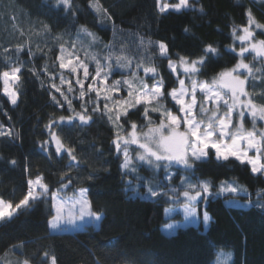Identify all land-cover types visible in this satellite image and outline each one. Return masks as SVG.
Masks as SVG:
<instances>
[{"label":"trees","instance_id":"1","mask_svg":"<svg viewBox=\"0 0 264 264\" xmlns=\"http://www.w3.org/2000/svg\"><path fill=\"white\" fill-rule=\"evenodd\" d=\"M99 3L107 9L111 20L102 14L98 16L89 7V0H72L68 11L63 6L55 7V0H0V70L6 67L3 49L8 48L7 55L15 59L16 46H24L19 54L24 66L18 104L11 105L0 91V124L19 134V139L0 137V197L19 202L27 192V180L37 175L44 177L50 192L55 191L60 187L61 173H67L63 182L72 181L66 190L68 194L79 188L88 189L92 210L102 215L97 226L86 224L74 231L51 232L48 227L51 200L42 199L30 208L20 210L10 221L0 222V257L11 250V253L28 260L29 264H50L44 258L45 252L55 256L57 264H216L214 259L218 258V250L224 249L231 253L225 264H264V209L227 203L233 200L243 205L249 199L255 202L257 191L264 189V175H253L248 166L234 160L218 162L212 156L197 163L194 171H185L179 165L172 167L171 181L164 179L163 169L158 170L156 180L164 185L165 190L175 187L182 192L181 176H187L192 183L208 180L213 185V194L198 203L204 205L209 214L207 226L201 223L188 225L167 234L161 230L168 221L164 209L174 200H168L166 196L145 197L143 181L138 184L131 175L122 176V156H117L111 143L114 132L106 117L93 114V122L89 126L57 129L65 143L75 148L80 160L78 169L70 171L66 167L67 155L58 159L54 146L51 147L52 159H48L39 147L40 142L49 139L44 126L50 116L55 119L70 115L66 103L62 108L57 107L49 96L51 91L63 103L51 84L59 85L65 92L67 84L60 85L58 75L50 80L41 70L47 63L50 73L60 71L59 61H56L60 54L59 44L67 41L66 47L71 48L72 42L76 41L81 59L85 58L87 51L98 54L103 60L108 51L105 45L111 44L116 52L123 47L134 60H138L139 53L143 51L138 49L139 36L142 35L145 39L167 44L168 55L173 61H178L179 56H200L205 45L211 44L220 55L209 59L199 77L210 80L221 69L236 64L238 57L230 53L228 47L234 45L238 51L240 45L238 40L233 41L231 29L237 26L238 35L242 34L239 26L247 24L246 10L250 9L255 19L264 24V0H192L195 8L165 14L157 12L155 0H99ZM200 7L203 12L197 10ZM44 25H48L50 32ZM81 25L99 38L95 44H90V38L83 33L77 36ZM186 27L189 29L187 32L184 30ZM57 34H62L58 41L54 40ZM255 39L264 40V32L257 29ZM29 49L35 54L31 60ZM149 51L155 56L165 91L177 86L176 76L168 68V59L156 55L158 48L155 46ZM245 62L252 63L254 68L261 66L260 62L253 61L250 53L246 54ZM112 63L115 65L114 59ZM33 66L40 73L39 79L29 71ZM132 67L135 68V63ZM89 69L94 74V62L89 61ZM65 76L73 84L74 92L68 95L73 107L79 111L81 101L73 98L78 97L79 85L67 72ZM79 76L83 78L82 71ZM139 76H144L142 69ZM125 77L131 78L130 73L114 68L107 83ZM145 79L151 85V78ZM41 81H44L43 87ZM89 82L90 79L84 81L85 87ZM246 88L255 103L264 105V95H261L264 82L253 78ZM91 96L95 100V92ZM119 96L127 97V92L121 90ZM99 104L103 108L104 100L101 99ZM164 104L178 112L170 98H166ZM93 106L89 107V112ZM142 112V107L139 111L131 109L127 118L122 117L126 130L130 129L128 121L146 124ZM150 115L158 124L159 113L151 112ZM248 122L246 119V124ZM12 159L17 161L16 166L9 164ZM134 162L141 177L152 178V171L146 164ZM26 164L29 167L27 173L24 170ZM89 174L92 179H88ZM221 181H233L247 188L249 195L215 194Z\"/></svg>","mask_w":264,"mask_h":264},{"label":"snow or ice","instance_id":"2","mask_svg":"<svg viewBox=\"0 0 264 264\" xmlns=\"http://www.w3.org/2000/svg\"><path fill=\"white\" fill-rule=\"evenodd\" d=\"M156 10L159 14L168 12H182L195 8L192 0H176L171 3L170 0H155ZM55 7L63 6L65 11L72 7V0H55ZM89 7L97 13L98 16L112 17L107 9L99 3V0H89ZM203 12V8L197 9ZM247 24L238 27L233 26L231 35L233 41H239V50L233 46L228 47L230 53H235L238 57L237 62L231 68H223L216 73L210 80H201L203 69L210 58L219 57V51L211 44L205 45L202 54L195 58L188 56H179L178 61H173L168 55V46L162 41H152L151 38L145 39L139 36L138 49L139 59L134 60L125 48L116 52L113 45H105L108 50L103 60L96 53L85 52V58L81 59L77 49V42L73 41L71 48L66 47L68 43L59 44L60 54L56 56L59 61L60 71L50 73L48 65L42 66V71L54 79L56 75L60 78V85L67 84V92L55 83L51 87L59 92L61 100L49 91L52 102L57 107L68 105L70 115L59 116L53 119L51 116L45 130L49 139L40 142V150L48 159H52L51 147L55 148V156L58 159H64L67 155L68 163L66 167L71 171L80 166L79 157L76 150L71 145L65 143L60 132L57 129L63 127L83 128L93 122V114H99L106 117L107 122L112 126L114 138L111 143L115 148L117 156H122L120 169L122 176L131 175L139 184L143 181L146 191L145 197L158 198L166 196L168 200H180L183 197L182 212L186 220L191 219L197 214L196 205L200 200H207L208 196L213 194L211 189L213 185L208 180H198L192 183L187 176H181L182 192H178L175 187L164 189V185L156 180V172L160 169L164 171V179L171 181L173 173L170 169L173 165H179L185 171H194L197 163L205 162L215 157L218 162L237 161L241 165L250 168L253 175H264V127H257V122H264V105L257 104L252 98V94L246 89V84L253 78L264 82V40H256V30L264 32V24L259 23L251 10H246ZM101 23L103 20L101 19ZM45 30L50 32L48 25H44ZM185 32L189 31L186 27ZM83 33L90 38V44H95L99 38L91 32L86 26L81 25L77 31V36ZM23 34V33H21ZM62 34H57L54 40H60ZM158 48V55L162 59H168V68L172 75L176 76V84L165 91V82L163 77H159V70L155 65V56L149 51L153 47ZM24 50L23 45L16 46L15 59L9 53L8 48H4V63L6 67L0 70V83L3 87L0 89L3 95L7 97L8 102L16 106L20 96V87L22 85V68L24 62L20 60L19 54ZM67 53V55H65ZM253 54V61L260 62L259 68H254L252 63H246V54ZM29 59H33L35 54L29 49ZM115 60L113 65L112 60ZM89 61L95 63L94 74L90 72ZM135 63V68L132 67ZM55 67V63H53ZM114 68H120L130 73V77L114 80L111 84L107 81L114 71ZM142 69L144 76H139ZM178 69L182 75H177ZM32 75L40 78V73L36 67L29 69ZM82 71L83 78L79 73ZM75 78V83L79 85L78 98L80 99V110L77 111L69 98V93L74 92L71 80L67 79L65 73ZM146 77L151 78L152 83L146 82ZM159 77V78H158ZM91 82L85 87L84 81ZM42 87L44 81H41ZM121 90L127 92V97L119 96ZM95 92V100L91 93ZM116 93V95H112ZM264 95V93H261ZM87 97V99H85ZM166 98L174 103L178 112L165 106ZM103 99L104 104L101 108L99 101ZM91 112H89V107ZM143 108L141 115L146 124L138 125L134 121L130 123V129L126 130L122 117L127 118L130 110L139 111ZM151 112H158L160 115L159 123L151 118ZM251 117L252 128L247 130L244 127L245 115ZM7 115V113H5ZM239 118V122L233 124L234 118ZM79 121L78 124L76 122ZM146 129V130H145ZM0 137L10 139H19V134L12 128H6L0 124ZM135 145V156H133L132 146ZM253 154H249V153ZM134 161L146 164L152 171V178H144L139 175L137 164ZM9 164L16 166L17 161L12 159ZM25 172H29V167L25 165ZM67 173H61L60 187L51 191L47 183L44 182L42 175H37L35 179L27 180V192L19 202L14 203L11 200H5L0 197V222L10 221L20 210L27 209L32 204L49 198L51 200V214L48 221V227L54 232H65L68 226L76 227L77 221L99 222L102 215L92 210V204L88 199V189L79 188L73 191L71 195H62L71 186V179L64 183ZM93 177L89 174L88 179ZM130 187V184H129ZM158 189H160L158 191ZM136 195H140L136 189H132ZM225 192L230 194L249 195L247 188L238 186L233 181H221L217 193L222 195ZM171 193V195H170ZM258 199L253 202L251 199L246 204L240 205L238 201H233L240 207H260L264 209V189L256 193ZM166 211H169L166 209ZM203 222L207 225L210 217L205 211ZM176 224H166L164 229L169 234L177 229ZM221 256L230 259L231 253H219L218 262ZM44 258L50 264H57L55 256H49L47 252ZM23 264H29L24 260Z\"/></svg>","mask_w":264,"mask_h":264},{"label":"rangeland","instance_id":"3","mask_svg":"<svg viewBox=\"0 0 264 264\" xmlns=\"http://www.w3.org/2000/svg\"><path fill=\"white\" fill-rule=\"evenodd\" d=\"M176 2V0H175ZM175 2H171V3H175ZM240 45V44H239ZM177 75H182L181 71L178 69L177 71ZM178 86V85H177ZM3 85L1 83V89H2ZM247 89V88H246ZM2 92V91H1ZM246 119H249L250 122H248L246 124ZM239 122V118H234V121H233V124L235 125L236 123ZM259 122V123H258ZM257 122V127L260 128V127H264V122H260L258 121ZM244 127H245V124L247 125L245 127V129L247 130H251L252 128V122H251V117H249L246 113L245 115V118H244ZM146 130V129H145ZM132 149H133V156H135V145L132 146ZM250 155L253 154V153H249ZM174 166H178V165H173ZM170 171L172 172V168L170 169ZM35 179V178H34ZM62 195H71L70 193L68 194V192L66 191L65 193H62ZM182 201H183V197L181 196L180 197V200H174V202H172L169 206L165 207L164 209V215L166 217H168V221L166 223H164L162 226H161V230L164 232V233H167L169 234L168 232L165 231L164 229V226L166 224H176L178 225L177 229L180 228V227H185V226H188V225H198V224H202L204 227H206L207 225H205V223L203 222V214L204 212L206 211L205 208H204V205H199L197 204L196 207H197V214L195 217L191 218V219H188L186 220V218L184 217L183 215V212H182V207H183V204H182ZM239 202V201H238ZM228 204H232L234 205L235 203H233V200H228L227 201ZM240 205H242V203L239 202ZM236 205V204H235ZM244 205V204H243ZM166 209H168L169 211H166ZM207 212V211H206ZM209 215V214H208ZM99 222H92V223H89L88 222V218L86 217L84 221H77L76 224L77 226L76 227H72V226H68V230L67 231H74L76 229H79V228H82L84 225L86 224H93L94 226H97ZM50 230V229H49ZM51 232H54L52 230H50ZM219 253H229V251L227 250H224V249H219L218 250V253H217V256L218 257V254ZM218 264H225L226 260H227V257L226 256H221L219 262H218V258L217 259H214ZM23 259L21 257H19L18 255H16L15 253H11V250H7L1 257H0V264H23ZM214 261V262H215ZM216 263V264H217Z\"/></svg>","mask_w":264,"mask_h":264}]
</instances>
